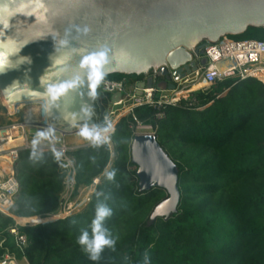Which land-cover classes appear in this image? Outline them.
<instances>
[{
	"label": "trees",
	"instance_id": "trees-1",
	"mask_svg": "<svg viewBox=\"0 0 264 264\" xmlns=\"http://www.w3.org/2000/svg\"><path fill=\"white\" fill-rule=\"evenodd\" d=\"M227 37L264 40V28L249 27ZM106 77L134 82L143 74ZM177 98L175 106L135 110L140 122L154 126L159 144L178 165L181 200L176 214L167 220L150 219L167 192L140 191L131 160L137 121L129 114L111 131L113 180L105 174L87 206L65 218L16 224L14 216L59 214L64 178L53 153L36 150L38 158L30 159L33 149L20 151L16 176L21 189L13 216L0 212V262L10 255L29 264H94L76 239L92 219L97 202L108 196L104 202L112 215L105 224L116 244L114 250L105 249L96 264H143L145 252L150 264H264V83L248 78L197 85ZM158 112L164 114L160 119ZM72 155L77 188L91 185L111 157L102 144ZM13 227L27 237L23 248L10 232Z\"/></svg>",
	"mask_w": 264,
	"mask_h": 264
},
{
	"label": "water",
	"instance_id": "water-1",
	"mask_svg": "<svg viewBox=\"0 0 264 264\" xmlns=\"http://www.w3.org/2000/svg\"><path fill=\"white\" fill-rule=\"evenodd\" d=\"M249 27L264 28V0H0V94L11 110L15 103L44 101L49 120L72 129L99 117L79 67L83 56L105 50L104 76L155 70L139 92L153 84L175 89L170 69L176 80L184 78L197 69L194 57L208 42ZM77 75L83 86L77 82L51 101L47 89ZM131 160L141 192H167L151 221L171 218L181 200L176 162L153 133L135 135ZM36 218L30 225L44 224Z\"/></svg>",
	"mask_w": 264,
	"mask_h": 264
},
{
	"label": "built area",
	"instance_id": "built-area-1",
	"mask_svg": "<svg viewBox=\"0 0 264 264\" xmlns=\"http://www.w3.org/2000/svg\"><path fill=\"white\" fill-rule=\"evenodd\" d=\"M194 60L197 63V69L180 80H176V76L173 75L174 69H170L172 74L170 82L175 84V89H169L167 85L157 86L153 84L151 87L145 85L139 92L140 83L146 84L149 78L155 75L154 72L143 74L142 78L134 82L126 77L110 79L103 76L94 89L98 119L93 123L77 124L72 129H67L65 126L50 121L46 110L42 112L41 108H29L31 102L15 103L11 110L6 101H2L0 94V105L3 108V111H0V118L3 119L0 120V162H3L2 157L9 156L11 164L10 170L0 166V212L13 216L12 209L21 189L20 181L16 176V162L20 151L33 149V141L39 132H50V135L46 139L41 138L39 140L35 146L37 152L61 153L57 161L64 178L59 214L62 212L73 214L87 206L100 183V178L105 175L104 171L94 178V183L91 185L77 188V165L72 152L94 146L79 136L78 133L82 127L104 126L105 121H107L114 128L123 116L131 114L137 121L138 129L142 122L135 115L136 109L149 107L160 109L165 106H175L180 100L177 98L178 93L190 91L194 85L200 82L217 85L227 80L242 81L248 78H256L264 83V40H236L225 36L214 43L208 42L199 56L194 57ZM116 94H120L119 100L113 101L112 98ZM30 110H36V118L29 117ZM163 116V112L156 114L158 119ZM146 127L155 134L156 129L153 125L148 124ZM20 138L23 140L22 144L7 149L2 148L10 140ZM102 145L109 149L111 157L108 166L112 165L115 149L111 132L108 141ZM89 189H93L94 192L89 193ZM10 232L13 234L18 247L26 246L27 237L25 234H22L17 227L11 228Z\"/></svg>",
	"mask_w": 264,
	"mask_h": 264
},
{
	"label": "clouds",
	"instance_id": "clouds-1",
	"mask_svg": "<svg viewBox=\"0 0 264 264\" xmlns=\"http://www.w3.org/2000/svg\"><path fill=\"white\" fill-rule=\"evenodd\" d=\"M66 43L61 41V44ZM107 63V56L105 50H99L92 54L83 56L80 62V69L86 70V81L88 86L93 89L89 93L90 96H94V89L100 83L104 76L103 66ZM4 68L3 60H0V69ZM77 82L81 86L85 83L81 76L77 75L71 82L60 83L55 86H51L47 89V92L51 98V101H56L58 97L66 94L70 89H73ZM112 131V125L105 121L104 126L94 125L89 128L87 126L82 127L79 130V136L89 141L94 146H99L106 143L109 139V133ZM50 135V132H39L37 138L33 141V151L30 159L38 158V154L35 150L36 144L41 138L46 139ZM55 157L60 158L61 153L55 152ZM115 176V170L106 173V178L111 181ZM99 197L100 194L97 193ZM109 199L108 196H104V201ZM104 201H98L94 208V214L90 220L88 226L80 230L79 236L76 239V243L79 245L80 250L87 256V258L94 262H98L101 259V254L105 249L115 248L116 239L113 237L110 229L106 226L105 221L112 215V209ZM25 226V225H24ZM143 264H150V257L147 252L143 255Z\"/></svg>",
	"mask_w": 264,
	"mask_h": 264
},
{
	"label": "bare ground",
	"instance_id": "bare-ground-1",
	"mask_svg": "<svg viewBox=\"0 0 264 264\" xmlns=\"http://www.w3.org/2000/svg\"><path fill=\"white\" fill-rule=\"evenodd\" d=\"M208 83L207 82H200L199 84H196L194 86L200 85V86H206ZM184 91L178 93L177 97L180 96ZM2 101H5L4 97H1ZM24 103V102H22ZM23 140L20 139H16V140H10L9 142H7L2 148L3 149H7L10 148L11 146H17L22 144ZM3 158V162H0V166H4L6 169L10 170V157L9 156H5L2 157ZM70 213L69 212H62L60 214L54 215V216H50V217H44L41 220H39L40 223H47V222H51L60 218H65L66 216H68ZM15 217V216H14ZM16 219V223L17 225H26V224H33L35 223L38 218L36 217H32V218H23V217H15Z\"/></svg>",
	"mask_w": 264,
	"mask_h": 264
},
{
	"label": "rangeland",
	"instance_id": "rangeland-1",
	"mask_svg": "<svg viewBox=\"0 0 264 264\" xmlns=\"http://www.w3.org/2000/svg\"><path fill=\"white\" fill-rule=\"evenodd\" d=\"M4 102V101H3ZM29 108H41V111L43 112L44 110H46V104H45V102L44 101H35V102H31V104L28 106ZM3 111V108L1 107V105H0V111ZM35 112H36V110H34V111H32V110H30V112H29V117H31V118H36L37 117V115L35 114ZM0 120H3L2 118H0ZM148 125V123H142V125L138 128V132H140V133H151V130L150 129H148L146 126ZM114 158H115V155L114 156H112V159L114 160ZM113 165V164H112ZM112 165H109L108 167H107V169L105 170V174L111 169V167H112ZM105 175H103V177H104ZM102 178V177H101ZM94 183V182H93ZM98 184V183H97ZM89 192L91 191L92 192V189H89L88 190ZM94 192V191H93ZM96 192V191H95ZM14 219H15V217H14ZM15 221H16V219H15ZM17 224V223H16ZM30 224V223H29ZM26 225H28V224H26ZM22 226H24V225H22ZM6 259L7 260H12V261H14L15 262V264H29L28 262H27V260L26 259H23V260H16V259H14L12 256H10V255H8V256H6Z\"/></svg>",
	"mask_w": 264,
	"mask_h": 264
},
{
	"label": "flooded vegetation",
	"instance_id": "flooded-vegetation-1",
	"mask_svg": "<svg viewBox=\"0 0 264 264\" xmlns=\"http://www.w3.org/2000/svg\"><path fill=\"white\" fill-rule=\"evenodd\" d=\"M201 44V43H200ZM153 72H155V70H153V69H151L149 72H147V73H153ZM146 74V73H145ZM144 74V75H145Z\"/></svg>",
	"mask_w": 264,
	"mask_h": 264
},
{
	"label": "crops",
	"instance_id": "crops-1",
	"mask_svg": "<svg viewBox=\"0 0 264 264\" xmlns=\"http://www.w3.org/2000/svg\"><path fill=\"white\" fill-rule=\"evenodd\" d=\"M93 192V191H92ZM83 208V207H82Z\"/></svg>",
	"mask_w": 264,
	"mask_h": 264
}]
</instances>
